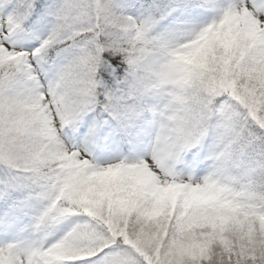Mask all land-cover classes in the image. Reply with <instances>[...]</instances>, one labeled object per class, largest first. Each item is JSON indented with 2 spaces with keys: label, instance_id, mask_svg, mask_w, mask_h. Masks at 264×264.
<instances>
[{
  "label": "rangeland",
  "instance_id": "374dc122",
  "mask_svg": "<svg viewBox=\"0 0 264 264\" xmlns=\"http://www.w3.org/2000/svg\"><path fill=\"white\" fill-rule=\"evenodd\" d=\"M40 1L33 10L35 0H0V69L8 74L0 80V159L59 157L72 182L3 214L0 264H137L131 249L142 248L125 235L127 212L162 233L164 219L173 220L179 236L154 244L170 254L185 253L174 242L222 241L245 225L264 230V155L250 130L259 123L264 131V0H160L155 20L143 17L139 0ZM94 26L115 40L138 27L148 47L131 64L130 90L148 111L125 110L129 152L87 110L98 88L87 34ZM94 218L131 247L104 251L112 238Z\"/></svg>",
  "mask_w": 264,
  "mask_h": 264
},
{
  "label": "trees",
  "instance_id": "16d2710c",
  "mask_svg": "<svg viewBox=\"0 0 264 264\" xmlns=\"http://www.w3.org/2000/svg\"><path fill=\"white\" fill-rule=\"evenodd\" d=\"M159 1L160 0H139L143 17L150 20H155L160 17L162 11L160 10L157 12L154 9V6L161 5ZM41 5L42 1L35 0L33 10ZM94 9L95 8L90 6V8L85 10V12L88 11L90 13V18L95 14ZM85 17L87 18V14ZM93 31L87 34H91L92 37L95 38L92 39L90 45H94L93 48L91 47V50H93V54L97 57L95 78L98 88L95 99L87 107V110L93 112L97 124L108 122V124L116 130L123 150L129 152V145L132 138L125 121H130L131 116L127 117L128 114L125 110L130 106L129 108L136 107L135 109L138 110V112L140 111L143 113L148 111L145 97L142 96L137 98L130 90V88H133L131 86L135 83L133 81L136 70L131 64L133 63V59L141 52L140 50L142 47H148L141 41L138 27L129 35L128 39L124 37V40H115L105 32V35H101L99 26H94ZM83 34L78 35L76 38L74 37L73 40L75 41L82 38L84 36ZM61 48L62 45H57L54 50L56 52V50ZM4 76H8V74L0 69V80H2ZM137 86L140 85L137 84ZM262 93H264V90ZM261 100V110L264 115V94L261 96ZM135 119H137V117H133V120ZM250 130L253 135L252 140H254V145L260 147L259 151L264 155L263 129L259 123H256L251 125ZM9 143L10 142L7 144ZM5 156V160L0 159V176H3V179L6 180L8 189L5 190L6 187L1 189L5 193H2L0 190V220L9 209L18 206L23 208L28 200L29 194L39 197L41 193L46 191V187L50 189L55 184L62 183L68 185L70 181L72 182V180L69 181L68 178L69 169L66 168L64 161L59 157L48 158L42 163L34 165L33 162H31V157H26V159L24 156L23 159L20 158L17 159L16 162H13L12 156L11 159H9L7 155ZM15 164L16 167L13 166ZM10 173H13L14 179L11 178L12 176H10ZM6 174H8V177ZM26 178L30 181H26ZM18 179L24 182H22V184L25 185V190L21 188L19 184V186L16 184ZM1 184H3V182L0 181V185ZM70 198L73 197L69 194L68 199ZM81 208L83 209V207ZM261 218L264 221L263 212ZM51 219H54V217L49 216L47 223H49ZM124 219L127 221L125 235L129 239V242L142 248L139 253L134 247V249H131V251L133 250L134 252L132 259L139 261L137 264H149L148 260L153 258L155 253H160L163 257L167 256L166 260L168 264H264V230L258 224L253 225L254 228L253 226L245 225L244 227L238 228V230H232L225 234L222 241L219 239V241L210 240L199 234L200 237H202L201 242L199 240V245L190 241L189 243L177 242L181 244L180 246L175 242L170 244L169 247L175 252H185L178 255V253H165L163 247L155 248L154 245L158 243L164 244V241L171 236H179V228L176 231L173 220L171 221L169 218L164 219V227H161L162 231L164 229L162 233L159 232L158 227H150L147 229L145 227V218L140 217L134 212H127ZM93 220L95 223L99 224V226H102V229L112 238L110 242L104 244V251L118 248L120 249V253H124L121 250L129 248V246L131 247L121 236H116L117 232H114L112 228L100 221L99 218H94ZM132 228H134V231H132ZM46 232L48 233L49 229H47ZM190 252L196 253L195 256H197V254L200 256H189ZM100 255L101 253L93 256V258H97Z\"/></svg>",
  "mask_w": 264,
  "mask_h": 264
}]
</instances>
